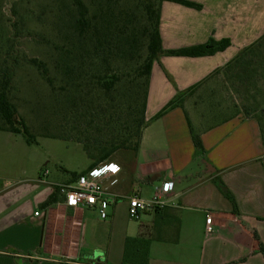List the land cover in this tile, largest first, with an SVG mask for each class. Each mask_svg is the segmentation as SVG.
I'll use <instances>...</instances> for the list:
<instances>
[{"label": "crops", "instance_id": "obj_1", "mask_svg": "<svg viewBox=\"0 0 264 264\" xmlns=\"http://www.w3.org/2000/svg\"><path fill=\"white\" fill-rule=\"evenodd\" d=\"M186 1L202 9L171 2L160 6L164 51L201 46L211 39L231 45L210 57L162 56L154 63L145 114L150 123L138 153L114 161L125 179L114 189L122 198L107 220L95 209L67 207L60 196L46 205L56 184L72 182L71 174L64 170V178L51 173L40 183L44 168L39 164L27 180L24 143L0 132L5 154L0 159V264H139L124 261L128 239L150 240L148 264H264V121L237 115L207 128L204 116L195 121L188 111L193 95L183 108L153 120L179 93L223 70L264 37V0L261 5H255L259 0ZM188 121L203 152L194 146ZM164 182L174 183L172 204L131 220L123 197L140 190L150 200ZM119 218L126 219L124 230ZM101 227L108 229L106 245H100ZM98 247L102 250L96 251Z\"/></svg>", "mask_w": 264, "mask_h": 264}, {"label": "rangeland", "instance_id": "obj_2", "mask_svg": "<svg viewBox=\"0 0 264 264\" xmlns=\"http://www.w3.org/2000/svg\"><path fill=\"white\" fill-rule=\"evenodd\" d=\"M82 1L88 17H98V31L93 33L90 43L83 42V49L74 33L73 25L79 13L73 0H0V71L13 70L10 100L18 111L16 120L23 119L38 138V145L29 146L22 137L14 136L15 141L24 143L27 180L36 175L39 164H43V172L48 171L55 177L65 178L64 170L70 174L82 173L90 165L78 144L85 138L84 134L105 143L114 134L112 121L120 123L122 119L131 127L140 119L143 88L137 76L147 56L148 42L143 35L149 18L147 6L152 4L157 10L159 1ZM262 2L256 1L255 5ZM69 48L80 55L68 62L67 69L73 68L76 80L67 86L61 73L66 69L64 57ZM34 59L45 64L54 89L31 64ZM105 69L122 77V82L108 95L92 79ZM61 86L65 92H59ZM188 100L191 116L195 121L197 116H204L207 128L237 115L264 121V38ZM59 135L72 143L45 139ZM1 149L0 159L5 158ZM119 224L124 230L126 219L119 218ZM99 231L100 245H106L108 229L101 227ZM99 248L102 250L98 247L96 251ZM133 260L141 262L143 258Z\"/></svg>", "mask_w": 264, "mask_h": 264}, {"label": "trees", "instance_id": "obj_3", "mask_svg": "<svg viewBox=\"0 0 264 264\" xmlns=\"http://www.w3.org/2000/svg\"><path fill=\"white\" fill-rule=\"evenodd\" d=\"M74 4L77 8L79 16L76 18L74 23V33L79 39L78 44L80 48H84V43L88 44L92 41L95 34L94 32L98 31V24L96 23L98 17L95 15L93 18H89L87 14V8L85 7L82 0H73ZM159 6L157 10L154 9V6L151 4L147 6L148 13V22L147 26L143 31V35L147 38V56L144 60V63L138 69L137 79L139 84L142 82L143 88V97H142V105L140 112V119L133 124L131 127L126 125V122L120 119V123L118 121H112V129L114 134L111 135V138L106 140L105 143H101L97 138H92L89 134L83 135V140L80 141V144L83 148V151L86 153L88 159L91 161V165L88 170L98 167L101 164L114 162L118 156H123L125 154L131 153L136 155L140 149L142 135L144 129L148 126L150 122L146 121V107L148 100V92H149V83L152 74V68L156 61H158L162 56L169 57H186V58H200V57H210L214 56L219 52L225 51L229 48L230 41L223 40L220 42H216L213 39L209 40L208 43L189 48L182 49L178 51H164L162 47L161 35H160V6L163 2H171L181 6H185L188 8L201 10L202 7L195 3L186 1V0H158ZM93 34V35H92ZM264 38V37H263ZM262 38V39H263ZM99 40V39H98ZM87 41H89L87 43ZM84 42V43H83ZM259 42V41H258ZM255 45V44H254ZM253 45V46H254ZM252 46L245 49L239 57H237L234 61L238 60L244 53L251 50ZM80 53L76 52L74 48H69L66 53L64 60L66 62L65 70H62V81L65 82V85H72L74 82H71L73 79V68L67 69L69 67L68 62H71L72 57ZM31 64L35 66L42 74L44 79L49 84V87L52 89L55 88L51 77L49 76L48 70L44 63L34 59L31 60ZM231 64V63H230ZM229 64V65H230ZM221 70L215 72L211 75L207 80H205L200 85L193 87L192 89L179 93L153 120H158L162 118L167 113L171 112L176 108H183L184 100L195 94L200 87H202L207 81H209L213 76L219 74ZM0 132L10 133L16 136L22 137L27 145L33 146L38 145V138H36L32 133L28 125L23 119L16 120L18 117V111L16 106L10 100V94L13 89L14 82V72L12 69H2L0 71ZM111 73L105 69L102 73H100L97 77H93V80L97 81V85L100 89L106 94H110L115 87L120 84L122 81V77L118 73ZM123 76V75H122ZM64 85V86H65ZM65 92V87H59V92ZM189 126L191 128V124L188 121ZM128 126V129H127ZM193 134V143L197 150L203 152L202 142L196 134ZM45 139L59 140L66 143H72L68 139H66L63 135L59 136H47ZM87 170V171H88ZM87 171L83 172L86 173ZM81 173V174H83ZM80 174L72 173V181L76 180ZM220 189L223 194L230 200H233L231 194L220 185ZM57 193L47 201L46 205H51L56 202ZM150 243V240L144 241L139 239H128L126 242V251L124 255L125 263L129 262H137L139 264H148V253L147 248ZM260 251L264 255V248L261 246ZM142 257L143 260L140 262L138 260H133V258Z\"/></svg>", "mask_w": 264, "mask_h": 264}, {"label": "built area", "instance_id": "obj_4", "mask_svg": "<svg viewBox=\"0 0 264 264\" xmlns=\"http://www.w3.org/2000/svg\"><path fill=\"white\" fill-rule=\"evenodd\" d=\"M48 175V171L43 172L39 182L43 183V178H47ZM124 179L125 172L121 166L108 162L80 174L76 180L68 184H56L54 193L64 199L63 204L67 207L95 209L102 220H107L110 209L122 198L114 192V189ZM173 190L174 183L164 182L160 188L155 189L150 200L144 199L140 190H135L123 197L128 200L129 218L133 221H140L144 215L157 213L170 206ZM35 215L39 216L40 212ZM212 231V218L208 215L207 232Z\"/></svg>", "mask_w": 264, "mask_h": 264}]
</instances>
